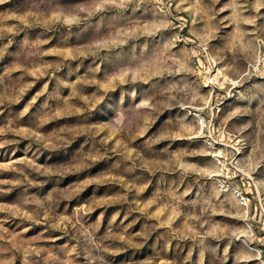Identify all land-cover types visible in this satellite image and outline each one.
Here are the masks:
<instances>
[{"label": "rangeland", "instance_id": "1", "mask_svg": "<svg viewBox=\"0 0 264 264\" xmlns=\"http://www.w3.org/2000/svg\"><path fill=\"white\" fill-rule=\"evenodd\" d=\"M0 264H264V0H0Z\"/></svg>", "mask_w": 264, "mask_h": 264}, {"label": "built area", "instance_id": "2", "mask_svg": "<svg viewBox=\"0 0 264 264\" xmlns=\"http://www.w3.org/2000/svg\"><path fill=\"white\" fill-rule=\"evenodd\" d=\"M209 143H211V141L209 140ZM238 193L242 196V197H244V195L242 194V192L241 191H238Z\"/></svg>", "mask_w": 264, "mask_h": 264}]
</instances>
